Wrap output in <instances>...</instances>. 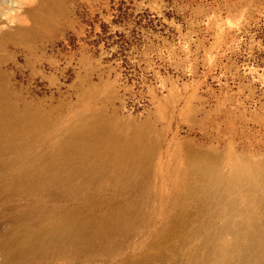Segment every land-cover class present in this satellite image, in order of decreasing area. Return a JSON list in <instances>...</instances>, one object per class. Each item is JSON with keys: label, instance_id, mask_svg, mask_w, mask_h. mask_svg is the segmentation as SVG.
<instances>
[{"label": "rangeland", "instance_id": "rangeland-1", "mask_svg": "<svg viewBox=\"0 0 264 264\" xmlns=\"http://www.w3.org/2000/svg\"><path fill=\"white\" fill-rule=\"evenodd\" d=\"M0 100V264H264V0H0Z\"/></svg>", "mask_w": 264, "mask_h": 264}, {"label": "bare ground", "instance_id": "bare-ground-1", "mask_svg": "<svg viewBox=\"0 0 264 264\" xmlns=\"http://www.w3.org/2000/svg\"><path fill=\"white\" fill-rule=\"evenodd\" d=\"M16 29H19V27L18 28H16ZM2 103V101L0 100V114H3V115H5L4 117L6 118L5 120H11L12 122L14 121V123H15V120H16V118L19 120V116H18V113H16V110H10V111H6V110H8V109H4V107H3V105L1 104ZM6 107V106H5ZM14 109V108H13ZM20 115V114H19ZM20 117H21V115H20ZM24 117H26V116H24ZM22 118V117H21ZM20 118V119H21ZM26 119V118H25ZM8 120L7 121H5V122H7L8 123ZM27 120H28V117H27ZM33 121H31V123H26V124H23L24 125V128H30V126H33L34 125V123L36 124V123H38V122H43L44 120H46V116L45 115H40V116H38V117H36L35 119H32ZM29 121V120H28ZM27 121V122H28ZM17 122V121H16ZM20 122V121H19ZM24 122H26L25 120H23L21 123H24ZM10 123V122H9ZM13 123V125H16V123L14 124ZM18 123V122H17ZM12 124V123H11ZM22 125V124H21ZM17 127H19V126H17ZM23 127V126H22Z\"/></svg>", "mask_w": 264, "mask_h": 264}]
</instances>
